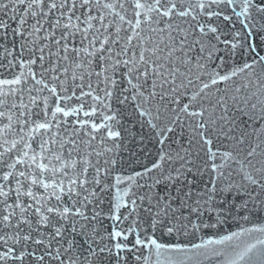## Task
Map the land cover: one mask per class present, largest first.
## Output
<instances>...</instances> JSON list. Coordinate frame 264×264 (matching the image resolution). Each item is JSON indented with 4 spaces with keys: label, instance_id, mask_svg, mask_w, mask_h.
Segmentation results:
<instances>
[{
    "label": "snow or ice",
    "instance_id": "snow-or-ice-1",
    "mask_svg": "<svg viewBox=\"0 0 264 264\" xmlns=\"http://www.w3.org/2000/svg\"><path fill=\"white\" fill-rule=\"evenodd\" d=\"M0 264H264V0H0Z\"/></svg>",
    "mask_w": 264,
    "mask_h": 264
}]
</instances>
